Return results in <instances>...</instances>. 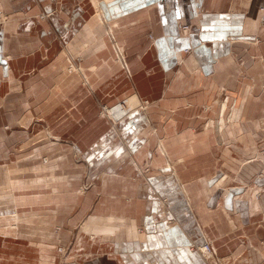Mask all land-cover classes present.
<instances>
[{
	"label": "crops",
	"instance_id": "crops-1",
	"mask_svg": "<svg viewBox=\"0 0 264 264\" xmlns=\"http://www.w3.org/2000/svg\"><path fill=\"white\" fill-rule=\"evenodd\" d=\"M100 7L112 37L89 0H0V211L59 216L78 204L70 220L96 236L79 242L90 244L83 264H207L190 246L209 239L224 255L264 264V192L252 211V188L216 185L228 172L264 186V164L251 160L264 146V0ZM222 86L239 109L219 131L206 121L218 118ZM132 96L148 109L108 116L113 123L102 114ZM46 133L85 153L88 194H76L72 146L48 144ZM41 156H62L63 166L44 168ZM228 215L261 248L243 244Z\"/></svg>",
	"mask_w": 264,
	"mask_h": 264
},
{
	"label": "rangeland",
	"instance_id": "rangeland-1",
	"mask_svg": "<svg viewBox=\"0 0 264 264\" xmlns=\"http://www.w3.org/2000/svg\"><path fill=\"white\" fill-rule=\"evenodd\" d=\"M94 12L98 14L100 21L105 25L108 33L112 37V30H110V22H107L104 18L100 7V0H89ZM112 0H106L107 3L111 2ZM98 11V12H97ZM44 15V16H43ZM44 17V18H43ZM48 14L42 13L40 14V18L47 19ZM25 18H28L25 16ZM107 19V18H106ZM109 25V26H108ZM183 25L182 33L189 34L185 30V26ZM3 26V22H0V27ZM190 26V25H188ZM111 31V32H110ZM249 41H254V39H248ZM120 48L121 52H119V56L123 59L125 56L124 50L122 47L115 45V49ZM189 50L186 48L185 51ZM117 49L115 51L116 59L117 57ZM190 52V50H189ZM186 57V56H185ZM118 60V59H117ZM183 60H181L182 62ZM69 68L71 70H78L77 63L72 58H68ZM240 65L243 66L242 60H240ZM243 77L242 75L239 77L241 80ZM252 89V88H251ZM136 96H132L130 99ZM129 99V100H130ZM136 100L138 98L136 97ZM140 101V100H139ZM216 102L219 106V115L217 119H208L206 124L210 127H216L219 131H223L228 124L232 122H237L238 119L236 118L237 109H239L238 102L236 98H233L229 93L225 86L219 87L216 92ZM226 105L224 111L227 120L224 128L221 129V120L224 117L223 109L221 111V106ZM228 105V106H227ZM107 105L102 106L101 111L102 114L113 123L112 118H108V113H106V109L104 108ZM115 106V105H114ZM118 106H122L118 104ZM113 107V106H107ZM134 109L133 107L131 110ZM140 109V108H139ZM144 110L148 108L144 107ZM211 108H207L210 110ZM105 111V112H104ZM130 112V111H129ZM108 114V115H107ZM260 126L264 129V117L259 120ZM46 140V143L52 144H62L68 141V146H72L70 149L69 159L71 164L76 167V169H81V181L78 190L76 191L77 196H84L88 194V192L95 186V182L92 178V172L89 168V163L87 162L86 155L83 151L76 148V142H69V140H64L60 136H53L49 133L45 134L43 137ZM42 138V139H43ZM71 148V147H70ZM69 152V151H68ZM61 157L56 158H49L47 156H41V160L44 164V168H57L63 165L61 162ZM68 159V158H67ZM260 160L264 164V146H262L251 160ZM247 162V160H243ZM250 161V160H249ZM52 162V165L50 163ZM53 163L55 165H53ZM52 166V167H50ZM78 167V168H77ZM140 172L143 174L151 170V168H146L144 170L138 168ZM225 175L222 177V181L219 180L217 182V189L225 190L234 186H240L245 188H252L253 191L248 198V202L250 204V209L252 211H256L260 209V205L257 208L252 209L251 202L256 200L259 203L261 192H264V186H258L256 183L246 184L239 180V176L236 174H230L228 172H224ZM90 174V175H89ZM0 177H3V173L0 171ZM1 184V183H0ZM4 185V184H3ZM4 186L0 187V192L3 190ZM259 187L260 192H257L255 189ZM6 190V189H4ZM5 193V192H4ZM1 197L3 195L0 194V202ZM12 202L15 205V200H10L9 203ZM10 205V204H8ZM1 206V205H0ZM6 206V205H4ZM2 207V206H1ZM6 208V207H4ZM13 209H7L6 211H0V264H83L86 257L91 255L90 251L87 250V243H84L85 246H81L79 242L82 240V236L85 237L83 240H90L91 242L95 239V235H88L86 239V235L83 230V225L85 220L75 224L74 221H71L72 217L75 213L79 210V205H74L73 209L66 213H61L59 216L56 215H33V214H26L15 207ZM58 217V218H57ZM228 220L233 225V230L239 231L241 238V242L243 244L249 245L248 247L257 250L261 247H257V244L252 242L251 237L243 232L242 227L239 225L234 224L233 216L228 215ZM52 220V221H51ZM264 221V218H263ZM171 223L175 222V219L170 220ZM85 235V236H84ZM264 241V239H262ZM208 242L212 243L214 246V256L210 260L208 257L202 252L200 245L192 244L191 250L193 252H199L201 257L206 261L207 264H256V261L251 260L247 256L236 255L233 256L231 254L224 255L223 252L218 251V248L213 243V240H208ZM23 243V244H22ZM96 253V247H93ZM196 250V251H195ZM223 250V248H222ZM97 254V253H96ZM208 259V260H207Z\"/></svg>",
	"mask_w": 264,
	"mask_h": 264
},
{
	"label": "bare ground",
	"instance_id": "bare-ground-1",
	"mask_svg": "<svg viewBox=\"0 0 264 264\" xmlns=\"http://www.w3.org/2000/svg\"><path fill=\"white\" fill-rule=\"evenodd\" d=\"M44 16V15H43ZM44 18V17H43ZM111 30V29H110ZM111 32V31H110ZM117 49V48H116ZM119 52H121V50H120V48L119 49H117V59H118V61H122V58L119 56ZM129 103V108L131 109L132 107L133 108H140V109H143L144 107H143V105H142V103L139 101V100H136V97H134V98H132V99H130V101L128 102ZM224 106H226V105H224ZM223 106V107H224ZM226 108V107H225ZM130 110H128L127 111V109H124L122 106H117V107H115V108H109L108 107V111L106 112V113H108L107 115L108 116H112L113 117V119H114V121H117V120H119V119H121V118H123L128 112H129ZM105 112V111H104ZM221 122V129H223L224 128V126H225V124H226V122H225V120H224V118H222V120L220 121ZM201 250H202V248H201Z\"/></svg>",
	"mask_w": 264,
	"mask_h": 264
},
{
	"label": "built area",
	"instance_id": "built-area-1",
	"mask_svg": "<svg viewBox=\"0 0 264 264\" xmlns=\"http://www.w3.org/2000/svg\"><path fill=\"white\" fill-rule=\"evenodd\" d=\"M189 29H190V26L186 25V26H185V30H186V32H188ZM117 49H119V48H117ZM188 51H189V50H188ZM120 62H121V63H124V62H125V56L123 57L122 61H120ZM129 99H130V98H126L125 100H123L122 102L119 103V104L122 105V107H123L124 109H127V111H128V110H131V109L129 108V103H128ZM141 103H142L143 107H147V105L149 104V103L146 102V101L141 102ZM104 108L106 109V111H108V107H107V106H105ZM202 252L208 257L209 260H210L211 258H213L214 253H215V252H214V246H213V244L207 241L204 245H202ZM208 259H207V260H208Z\"/></svg>",
	"mask_w": 264,
	"mask_h": 264
}]
</instances>
